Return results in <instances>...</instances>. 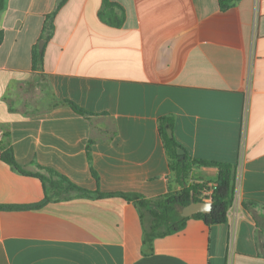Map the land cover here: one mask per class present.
<instances>
[{
	"label": "crops",
	"instance_id": "obj_1",
	"mask_svg": "<svg viewBox=\"0 0 264 264\" xmlns=\"http://www.w3.org/2000/svg\"><path fill=\"white\" fill-rule=\"evenodd\" d=\"M2 1L0 142L8 133L17 163L88 190L153 198L171 184L158 119L172 116L190 159L235 165L238 192L225 222L188 218L149 253L137 208L119 195L0 210V264H264V0L226 9L219 0H109L119 24L100 16L103 0H67L50 36L59 0ZM34 49L43 51L35 67ZM55 98L92 114L54 107ZM217 175L189 170L209 183ZM43 197L39 179L0 160V204Z\"/></svg>",
	"mask_w": 264,
	"mask_h": 264
},
{
	"label": "trees",
	"instance_id": "obj_2",
	"mask_svg": "<svg viewBox=\"0 0 264 264\" xmlns=\"http://www.w3.org/2000/svg\"><path fill=\"white\" fill-rule=\"evenodd\" d=\"M67 0H59L56 8L46 19V29L51 35L53 30V19ZM236 0H219L221 9H226ZM3 1L0 0V8ZM116 6L109 0H103V10L100 16L103 19H109L112 23L119 24L123 15H117L112 8ZM109 15L114 16L111 19ZM0 35V42H1ZM43 61V51L34 49L32 52L33 66L41 64ZM54 107L68 106L77 114L90 116L92 113L85 110L75 102L68 99H54L52 103ZM158 128L162 138L168 166L171 173L170 188L165 194L145 198L136 193H104L99 190H88L73 183L65 175L40 165L35 170H28L25 166L16 162L13 149L9 146L8 133L4 134V141L0 142V160L7 163L14 171L19 174L35 177L40 180L44 190V197L40 202L26 205H3L0 204V210H20L26 208H38L52 201H61L69 199L73 196L81 197H104L119 195L128 201H132L138 210L140 221L142 223V252H152L153 240L171 233H175L183 229L188 218L201 219L206 225L221 224L226 220L227 210L232 204L235 165L227 162L204 161L198 159H190L185 153L181 159L177 153L181 145L175 140L174 136L169 137L167 129L173 128V117L162 116L158 119ZM92 140L88 141L86 152L88 160H91L90 146ZM182 164V165H181ZM192 166H213L218 169V175L215 181L209 183L204 180H195L189 177V170ZM92 175L98 180L97 173L91 169ZM209 193V195H207ZM209 196L211 202V210L208 213H196L189 217L180 215L183 206L190 202L204 201Z\"/></svg>",
	"mask_w": 264,
	"mask_h": 264
},
{
	"label": "water",
	"instance_id": "obj_3",
	"mask_svg": "<svg viewBox=\"0 0 264 264\" xmlns=\"http://www.w3.org/2000/svg\"><path fill=\"white\" fill-rule=\"evenodd\" d=\"M167 134L169 137L173 136L172 130L170 128L167 129ZM177 153L180 155L181 159L184 158V150L182 148H178ZM209 204L211 205L210 201L190 202L189 204L182 207L180 215L182 217H189L196 213H208L209 211L206 210V206Z\"/></svg>",
	"mask_w": 264,
	"mask_h": 264
},
{
	"label": "built area",
	"instance_id": "obj_4",
	"mask_svg": "<svg viewBox=\"0 0 264 264\" xmlns=\"http://www.w3.org/2000/svg\"><path fill=\"white\" fill-rule=\"evenodd\" d=\"M250 74V73H249ZM237 192H238V187H237V184H235L234 182V188H233V199L232 200H235L236 197H237ZM207 195H209V193H207ZM204 201H210V198L209 196H206V198L204 199Z\"/></svg>",
	"mask_w": 264,
	"mask_h": 264
},
{
	"label": "clouds",
	"instance_id": "obj_5",
	"mask_svg": "<svg viewBox=\"0 0 264 264\" xmlns=\"http://www.w3.org/2000/svg\"><path fill=\"white\" fill-rule=\"evenodd\" d=\"M206 210H208V211L211 210V205L210 204L206 206Z\"/></svg>",
	"mask_w": 264,
	"mask_h": 264
}]
</instances>
